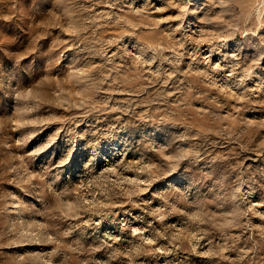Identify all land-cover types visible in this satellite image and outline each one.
Here are the masks:
<instances>
[{
  "label": "rangeland",
  "instance_id": "rangeland-1",
  "mask_svg": "<svg viewBox=\"0 0 264 264\" xmlns=\"http://www.w3.org/2000/svg\"><path fill=\"white\" fill-rule=\"evenodd\" d=\"M0 264H264V0H0Z\"/></svg>",
  "mask_w": 264,
  "mask_h": 264
},
{
  "label": "bare ground",
  "instance_id": "bare-ground-1",
  "mask_svg": "<svg viewBox=\"0 0 264 264\" xmlns=\"http://www.w3.org/2000/svg\"><path fill=\"white\" fill-rule=\"evenodd\" d=\"M135 1H131L132 4H134ZM155 4V3H154ZM156 8L159 7V6H155ZM161 7V6H160ZM158 9V8H157ZM161 9V8H160ZM192 24V23H191ZM200 31V30H199ZM206 54V53H205ZM204 54V55H205ZM210 56V55H209ZM211 60V59H210Z\"/></svg>",
  "mask_w": 264,
  "mask_h": 264
}]
</instances>
